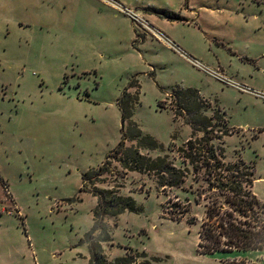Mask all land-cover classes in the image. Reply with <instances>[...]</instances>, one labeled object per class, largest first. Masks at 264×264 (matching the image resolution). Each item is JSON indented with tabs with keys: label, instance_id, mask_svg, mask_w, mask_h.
I'll list each match as a JSON object with an SVG mask.
<instances>
[{
	"label": "rangeland",
	"instance_id": "374dc122",
	"mask_svg": "<svg viewBox=\"0 0 264 264\" xmlns=\"http://www.w3.org/2000/svg\"><path fill=\"white\" fill-rule=\"evenodd\" d=\"M4 1L14 8L31 0ZM127 1L64 0L67 8L46 12L44 25L64 26L62 13L77 8L72 12L82 15L67 34L47 33L32 23L20 30L0 19V264H86L81 255L90 254L85 236L94 227L95 189L131 196L138 207V213L105 218L110 238L103 248L111 263L128 255L137 264H224L235 256L199 253L206 202L195 199L210 192L203 174L196 175L178 154L194 133L185 118H175L171 96L174 90L198 89L210 105L207 116L219 110L227 127L251 131L264 127V99L192 67L157 40L175 48L167 33L206 68L264 92V0ZM123 8L139 13L161 35L137 28ZM148 8L188 21L171 22ZM137 74L141 90L130 89L141 91L133 120L160 145L141 153L168 156L189 169V178L179 188L161 187L155 172L131 171L123 179L124 168L112 158L109 173L84 186L83 175L101 167L123 139L117 100ZM202 137L195 133V139ZM250 137L228 136L216 144L225 148L227 163L242 159L254 166V192L264 201V135ZM187 207L182 222L175 221ZM193 218L197 225L190 224ZM239 256L264 264V251Z\"/></svg>",
	"mask_w": 264,
	"mask_h": 264
},
{
	"label": "trees",
	"instance_id": "16d2710c",
	"mask_svg": "<svg viewBox=\"0 0 264 264\" xmlns=\"http://www.w3.org/2000/svg\"><path fill=\"white\" fill-rule=\"evenodd\" d=\"M146 10L171 22L188 21L180 14L164 9ZM139 36L137 32V38ZM132 88L141 90L138 76L133 78L117 100L122 112L123 139L101 167L89 170L83 175L84 186L87 183L96 184L108 174L110 160L113 158L125 170L121 174L123 179H126L131 171H148L156 173L159 185L163 188L183 187L189 178V169L178 168L168 156L153 159L141 153L142 148L158 150L160 145L152 136L143 135L133 120L141 91L132 93ZM171 102L175 118H185L194 133L193 137L179 148L178 154L183 162H189L193 166L196 175L203 174L208 184L207 191L210 192L208 197L199 195L195 199L198 205L206 202V212L198 234L199 253L208 256L235 255L224 264H249L247 258L238 254L264 251V201L254 192V168L243 161L234 164L226 162L225 148L216 142H224V138L231 135L227 121L219 110L215 111L212 117L206 115L210 105L203 99L199 90H177L172 94ZM159 107L164 108L161 102ZM197 132L203 133V137L195 139ZM126 141H136L137 146L127 147ZM92 192L97 198V206L93 212L94 227L85 236V241L90 247L89 264H108L103 248V242L110 238L105 218H117L126 212L138 213V207L133 197L119 195L114 189H95ZM189 211L187 207L174 220L182 222ZM190 224L197 225V218H193ZM133 263L135 259L128 255L115 261V264Z\"/></svg>",
	"mask_w": 264,
	"mask_h": 264
},
{
	"label": "crops",
	"instance_id": "0c3cea01",
	"mask_svg": "<svg viewBox=\"0 0 264 264\" xmlns=\"http://www.w3.org/2000/svg\"><path fill=\"white\" fill-rule=\"evenodd\" d=\"M81 1H83V0H81ZM86 1H90V0H86ZM93 1H95V0H93ZM124 1H127V0H124ZM127 2H129V1H127ZM121 3L126 4V2H121ZM68 4L65 5L64 0H31L30 1V5H27L25 3H16V5L13 8L11 6V3L10 2H5L4 0H0V19H3V20L9 19L10 20V23L15 24V26L17 28H20V30L23 29L25 26H27L28 25L27 23H32V24L35 25V27L40 28L41 30L44 29L45 32H47V33H49L50 31H53V30H54V32H57V31L64 32V34H67V33H70V32L72 33V31H71L72 28L70 29L72 23H75V20L77 21L81 17V15H82L79 12H74V11L72 12L73 9H77V8H68V10H65V12L62 13L64 15L62 17V20L65 21V22H67L66 24L64 23V26H59L58 25L56 27H47V26L44 25V23H45V13L46 12L58 11V10H56V8H61L63 5H65L63 8L66 9L67 6H68ZM133 6L134 7H138L137 9H144V6L142 7L141 4H135V3H133ZM97 13H99L102 16H105V14H103L102 12L97 11ZM115 17H116V19H123L119 15H115ZM148 18L149 19L150 18H154L155 20H157L156 17L150 16V15H148ZM134 33L137 36L136 30H134ZM164 35L170 41H172L173 44L176 45V48H172L168 43H166L164 41L157 40L156 38L155 39L157 41L161 42V44H163L164 46H166L169 50H171L175 54H177L180 58H182L183 60H185L192 67L196 68L192 64V59H196V58L194 56L190 55L188 51H185L182 48V46H181L182 44H180L178 40L175 41L174 40L175 38H172L167 33H164ZM146 41H147V38L145 40H143V42H142L143 46L145 45ZM132 42L137 43L138 41L136 39L135 41H132ZM182 43H184V41H182ZM143 59L146 62V64L152 68V65H153L152 64V61L150 59H148V58H145V56L143 57ZM196 60H198V59H196ZM208 68L209 69H212L210 67H208ZM198 70H200V69H198ZM200 71H202V70H200ZM135 76H138V74L135 75ZM231 80L234 81L235 83H237L235 80H233V79H231ZM237 84L238 85H241L242 87L245 88V89H242L239 86H236V88L240 89V91H243V93H248V94H251V95H255V97H257V98L258 97L261 98L258 94H264V92L256 91V90L251 89L248 86H244V85H242L240 83H237ZM174 92H175V90H174ZM228 129L231 132V135L230 136H234V135L247 136V135H250L251 137L249 139H251L252 141L259 140L264 135V127H261V126H258L253 131H251L247 127L244 128V129H242V128L236 129V128L228 127ZM234 130H236L237 133H233ZM257 130H258V132H260L259 134L255 133V132H257ZM252 134H254V135H252ZM141 151H143V149H141ZM238 161H243L244 163H246L242 159H239ZM249 166H252L254 168L253 165H249ZM0 178H1V175H0ZM250 253H253V252L240 253V254L243 255V254H250ZM238 256H239V254H238ZM81 257H82V260L85 261L86 264H89L90 254L89 255H81ZM108 264H114V263H111V262L108 261ZM133 264H137V263H133Z\"/></svg>",
	"mask_w": 264,
	"mask_h": 264
},
{
	"label": "built area",
	"instance_id": "2783aa9c",
	"mask_svg": "<svg viewBox=\"0 0 264 264\" xmlns=\"http://www.w3.org/2000/svg\"><path fill=\"white\" fill-rule=\"evenodd\" d=\"M122 11L124 12V14H126L129 18L132 19V21L136 24L137 28L141 29L143 32H146V31H149V32H152V33H157L158 35V32L159 30H157L154 26L150 25L149 21L147 19H144V17H142L139 13H137L136 11L132 10V9H129V8H123ZM138 32V31H137ZM139 33V32H138ZM159 34L161 35V33L159 32ZM173 48L174 46L171 45ZM176 48V47H175ZM192 64L200 69V70H206L208 71L209 73H211L214 77H216L217 79L225 82V83H228V84H231V85H234V86H239L240 88L242 89H245L244 87H242L241 85H238L237 83H235L234 81H232L231 79L229 78H226L225 76L219 74L218 72H215L211 69H208L206 68L200 61H197L195 59H192ZM261 98L264 99V94H258ZM5 185V190L7 192L8 191V187L6 184Z\"/></svg>",
	"mask_w": 264,
	"mask_h": 264
}]
</instances>
